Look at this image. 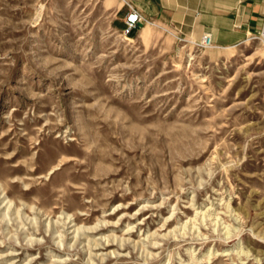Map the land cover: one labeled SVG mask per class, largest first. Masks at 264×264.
Listing matches in <instances>:
<instances>
[{
	"label": "rangeland",
	"instance_id": "rangeland-1",
	"mask_svg": "<svg viewBox=\"0 0 264 264\" xmlns=\"http://www.w3.org/2000/svg\"><path fill=\"white\" fill-rule=\"evenodd\" d=\"M122 5L0 0V264H264V40Z\"/></svg>",
	"mask_w": 264,
	"mask_h": 264
},
{
	"label": "crops",
	"instance_id": "crops-1",
	"mask_svg": "<svg viewBox=\"0 0 264 264\" xmlns=\"http://www.w3.org/2000/svg\"><path fill=\"white\" fill-rule=\"evenodd\" d=\"M149 21L175 26L194 41L211 33L216 46L240 44L262 24L264 0H127ZM127 8L122 5L114 18L121 30Z\"/></svg>",
	"mask_w": 264,
	"mask_h": 264
},
{
	"label": "built area",
	"instance_id": "built-area-1",
	"mask_svg": "<svg viewBox=\"0 0 264 264\" xmlns=\"http://www.w3.org/2000/svg\"><path fill=\"white\" fill-rule=\"evenodd\" d=\"M123 6L127 8V12L124 18V27L122 28V34L126 37L132 35L144 24H156L155 21H149L143 13L127 0H122ZM252 37H260L264 40V15L260 29L251 35ZM201 47H215L211 33L206 32L201 40L194 41Z\"/></svg>",
	"mask_w": 264,
	"mask_h": 264
},
{
	"label": "bare ground",
	"instance_id": "bare-ground-1",
	"mask_svg": "<svg viewBox=\"0 0 264 264\" xmlns=\"http://www.w3.org/2000/svg\"><path fill=\"white\" fill-rule=\"evenodd\" d=\"M1 202V201H0Z\"/></svg>",
	"mask_w": 264,
	"mask_h": 264
}]
</instances>
